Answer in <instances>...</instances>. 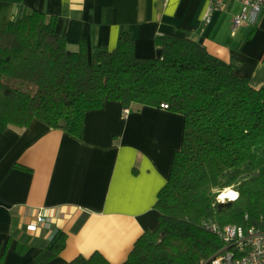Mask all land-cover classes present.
I'll return each instance as SVG.
<instances>
[{"label":"trees","instance_id":"16d2710c","mask_svg":"<svg viewBox=\"0 0 264 264\" xmlns=\"http://www.w3.org/2000/svg\"><path fill=\"white\" fill-rule=\"evenodd\" d=\"M56 18L25 10L0 31V132L35 117L81 137L87 110L108 100L159 106L184 117L182 142L157 194L158 225L118 264H200L224 246L211 223L264 229V84L211 54L187 31L159 34L158 56H138L123 31L113 48L70 50ZM232 187V199L219 194ZM67 234L57 229L34 255L55 258ZM28 244L19 243L23 252ZM6 250L0 247V264ZM65 264H114L100 251Z\"/></svg>","mask_w":264,"mask_h":264},{"label":"crops","instance_id":"0c3cea01","mask_svg":"<svg viewBox=\"0 0 264 264\" xmlns=\"http://www.w3.org/2000/svg\"><path fill=\"white\" fill-rule=\"evenodd\" d=\"M208 8V0H0V31L25 10H39L56 18V32L70 50L113 48L128 31L138 56H158L156 36L184 30L211 54L236 59L237 73L254 86L264 84V7L235 30L239 2H229L206 24ZM129 107L125 112L121 101L108 100L87 110L81 137L37 117L0 132L4 264H65L94 251L118 264L138 236L157 227V194L181 145L184 117L159 106ZM39 213L44 221L26 229ZM57 229L67 234L66 246L36 263L35 253ZM19 243L28 244L25 251Z\"/></svg>","mask_w":264,"mask_h":264},{"label":"built area","instance_id":"2783aa9c","mask_svg":"<svg viewBox=\"0 0 264 264\" xmlns=\"http://www.w3.org/2000/svg\"><path fill=\"white\" fill-rule=\"evenodd\" d=\"M208 1L209 8L204 16L206 24L211 23L214 14L224 10L229 2L235 1L240 3V11L232 18L233 30L243 24L254 22L264 7V0ZM160 107L168 108V104L162 102ZM128 110L129 107L124 108L125 112ZM41 221H44V218L39 213L36 216V220L28 223L25 227L28 230H36L38 222ZM20 227L23 228L24 225L20 224ZM210 227L218 234L224 246L211 258L200 264H264V229H260L254 225L245 226L234 223H227L223 226L211 223Z\"/></svg>","mask_w":264,"mask_h":264},{"label":"bare ground","instance_id":"6f19581e","mask_svg":"<svg viewBox=\"0 0 264 264\" xmlns=\"http://www.w3.org/2000/svg\"><path fill=\"white\" fill-rule=\"evenodd\" d=\"M236 195V191L230 187H227L226 189H224L220 194H219V198L220 199H232L234 198Z\"/></svg>","mask_w":264,"mask_h":264},{"label":"rangeland","instance_id":"374dc122","mask_svg":"<svg viewBox=\"0 0 264 264\" xmlns=\"http://www.w3.org/2000/svg\"><path fill=\"white\" fill-rule=\"evenodd\" d=\"M125 107H129V106H124V108H125ZM129 109H130V107H129ZM230 188H232V187H230ZM225 189H226V188H225ZM232 189H234V188H232ZM234 190H235V189H234ZM235 191H236V190H235ZM218 197H219V196H218ZM225 199H226V198H225ZM221 200H223V199H221Z\"/></svg>","mask_w":264,"mask_h":264},{"label":"clouds","instance_id":"9594fccd","mask_svg":"<svg viewBox=\"0 0 264 264\" xmlns=\"http://www.w3.org/2000/svg\"><path fill=\"white\" fill-rule=\"evenodd\" d=\"M236 196V195H235Z\"/></svg>","mask_w":264,"mask_h":264}]
</instances>
